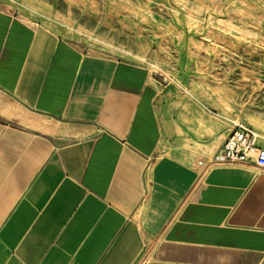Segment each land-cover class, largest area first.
I'll use <instances>...</instances> for the list:
<instances>
[{"label": "crops", "instance_id": "0c3cea01", "mask_svg": "<svg viewBox=\"0 0 264 264\" xmlns=\"http://www.w3.org/2000/svg\"><path fill=\"white\" fill-rule=\"evenodd\" d=\"M32 20L0 8V264H264V169L197 167L238 124L264 149V87L245 121L190 39L174 93Z\"/></svg>", "mask_w": 264, "mask_h": 264}, {"label": "rangeland", "instance_id": "374dc122", "mask_svg": "<svg viewBox=\"0 0 264 264\" xmlns=\"http://www.w3.org/2000/svg\"><path fill=\"white\" fill-rule=\"evenodd\" d=\"M0 8L36 19L87 54L144 65L174 93L176 43L190 39L184 52L205 56L202 74L227 94L231 114L262 118L246 102H262V94L249 92L264 87V0H0Z\"/></svg>", "mask_w": 264, "mask_h": 264}, {"label": "built area", "instance_id": "2783aa9c", "mask_svg": "<svg viewBox=\"0 0 264 264\" xmlns=\"http://www.w3.org/2000/svg\"><path fill=\"white\" fill-rule=\"evenodd\" d=\"M256 135L252 130L238 124L224 141L222 147L210 160L198 162L200 176L216 167L245 166L254 164L264 169V149L256 146Z\"/></svg>", "mask_w": 264, "mask_h": 264}, {"label": "water", "instance_id": "95a60500", "mask_svg": "<svg viewBox=\"0 0 264 264\" xmlns=\"http://www.w3.org/2000/svg\"><path fill=\"white\" fill-rule=\"evenodd\" d=\"M158 80L160 83H166V79L162 78L160 75H159Z\"/></svg>", "mask_w": 264, "mask_h": 264}]
</instances>
